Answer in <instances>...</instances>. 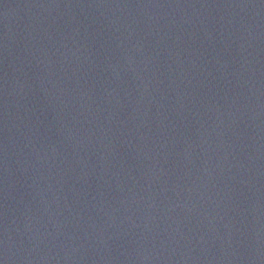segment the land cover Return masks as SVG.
Masks as SVG:
<instances>
[{
    "label": "water",
    "instance_id": "water-1",
    "mask_svg": "<svg viewBox=\"0 0 264 264\" xmlns=\"http://www.w3.org/2000/svg\"><path fill=\"white\" fill-rule=\"evenodd\" d=\"M0 264H264V0H0Z\"/></svg>",
    "mask_w": 264,
    "mask_h": 264
}]
</instances>
